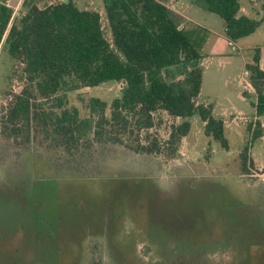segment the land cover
I'll use <instances>...</instances> for the list:
<instances>
[{"label":"rangeland","instance_id":"1","mask_svg":"<svg viewBox=\"0 0 264 264\" xmlns=\"http://www.w3.org/2000/svg\"><path fill=\"white\" fill-rule=\"evenodd\" d=\"M57 2L37 0L40 8ZM74 2L101 15L112 42L106 0ZM239 2L240 16L261 25L235 48L226 39L222 45L227 36L218 15L188 0L171 3L179 25L192 28V20L215 32L209 44L217 46L203 50L209 57L199 101L213 104L214 116L223 119L228 151L205 135L195 115L175 156L135 152L154 138L164 147L172 126L181 124L164 112L155 114L150 130L130 127L124 145L87 141L73 153L56 146L37 121L14 134L6 116L25 82L22 67L0 45V264H264V136L251 145L256 167L250 174L243 173L240 157L251 138L248 126L257 120L255 96L243 97L244 74L257 48L264 60V11L262 0ZM122 89L113 81L81 88L38 112L77 110L88 119L91 100L100 99L110 116ZM259 122L264 131V117Z\"/></svg>","mask_w":264,"mask_h":264},{"label":"trees","instance_id":"2","mask_svg":"<svg viewBox=\"0 0 264 264\" xmlns=\"http://www.w3.org/2000/svg\"><path fill=\"white\" fill-rule=\"evenodd\" d=\"M188 1L223 19L226 36L233 42L255 34L261 25L240 16L239 0ZM13 12L0 3V45L4 42L10 58L22 67L25 82L21 94L10 102L6 116L14 134L19 125L37 121L56 146L73 153L87 141L124 145L130 127L138 132L150 130L155 114L164 112L181 124L172 126L164 147L154 138L146 147H131L135 152L175 156L191 131L190 119L195 115L204 123L207 137L224 150L230 149L225 123L214 116L213 105L197 104L204 77L203 50L209 38L206 29L194 26L179 30L177 16L159 0H106L112 42L105 36L101 15L79 10L74 0H58L45 8H40L37 0H25L18 18ZM246 71L256 98V117H264V60L260 48L254 51ZM111 81L123 84V89L110 107V116L107 103L100 99L91 100L88 119H80L77 110H63L60 115L38 112L60 94ZM244 94L250 99L247 92ZM248 131L251 138L240 154L245 175L256 167L250 157L251 145L264 136L259 121L249 125Z\"/></svg>","mask_w":264,"mask_h":264},{"label":"crops","instance_id":"3","mask_svg":"<svg viewBox=\"0 0 264 264\" xmlns=\"http://www.w3.org/2000/svg\"><path fill=\"white\" fill-rule=\"evenodd\" d=\"M159 1H161L162 3H164L173 13H174V6L171 4L172 3V1L173 2H176V4L178 5V3H179V1L180 0H159ZM175 14V13H174ZM176 15V14H175ZM177 16V15H176ZM190 20V19H189ZM190 22H192V24H194L195 26H200V25H198V24H196V23H194V21H192V20H190ZM200 27H202V26H200ZM202 28H204V29H206L208 32H209V38H208V42L206 43L207 44V46L208 45H213V44H209V40H210V38H211V35L212 34H215V32L213 31V30H211V29H207L206 27H202ZM224 33H226L225 32V30H224ZM226 35V34H225ZM226 39V41H229V39L226 37V38H223V46L225 45L224 43V40ZM211 42V41H210ZM217 45H213V47H216ZM204 55H205V58H204V60H203V67H204V77H203V84H204V80H205V75H206V67H205V65H204V61L206 60V59H208V57H209V55L208 54H206V53H204ZM223 55V54H222ZM223 59V58H222ZM229 62V61H228ZM248 63H251V62H246L245 63V68H246V65L248 64ZM223 65V64H222ZM222 65H220V66H222ZM246 72V71H245ZM245 75V74H244ZM203 84H202V89H201V92H202V90H203ZM249 84V83H248ZM225 85H226V88L228 87V85H229V81H226L225 82ZM245 92H247L248 94H249V96L250 97H252V96H254V90L252 89V87L251 86H248V85H246V89H244V93ZM243 93V97L245 98V99H248L246 96H245V94ZM227 101H228V104H229V106H230V108L231 109H233V110H235L237 107L235 106L236 104L234 103V101L231 99V98H229V97H227ZM256 103V102H255ZM197 104H204V105H209L210 103H202V102H200L199 101V98H198V103ZM213 105V104H212ZM213 107H214V105H213ZM213 114H214V110H213ZM261 118H263V117H261ZM179 120V119H178ZM260 120V118H257V120L256 121H259Z\"/></svg>","mask_w":264,"mask_h":264},{"label":"built area","instance_id":"4","mask_svg":"<svg viewBox=\"0 0 264 264\" xmlns=\"http://www.w3.org/2000/svg\"><path fill=\"white\" fill-rule=\"evenodd\" d=\"M14 1L16 2V6L12 7V3ZM24 2H25V0H0V3L2 5L11 8L14 11V13H21ZM178 29L179 30H183L184 27L182 25H180L178 27ZM229 46L232 47V48H235V43L233 41L229 40ZM245 76L247 78H249L250 74H249L248 71L245 72ZM247 85L250 86L249 84H247Z\"/></svg>","mask_w":264,"mask_h":264},{"label":"water","instance_id":"5","mask_svg":"<svg viewBox=\"0 0 264 264\" xmlns=\"http://www.w3.org/2000/svg\"><path fill=\"white\" fill-rule=\"evenodd\" d=\"M16 6V2L14 1L13 3H12V7H15Z\"/></svg>","mask_w":264,"mask_h":264}]
</instances>
